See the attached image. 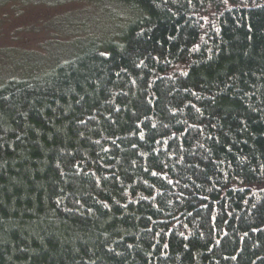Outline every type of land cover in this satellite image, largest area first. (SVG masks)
I'll use <instances>...</instances> for the list:
<instances>
[{
  "label": "trees",
  "instance_id": "trees-1",
  "mask_svg": "<svg viewBox=\"0 0 264 264\" xmlns=\"http://www.w3.org/2000/svg\"><path fill=\"white\" fill-rule=\"evenodd\" d=\"M117 1L0 84V264H264V0Z\"/></svg>",
  "mask_w": 264,
  "mask_h": 264
},
{
  "label": "rangeland",
  "instance_id": "rangeland-1",
  "mask_svg": "<svg viewBox=\"0 0 264 264\" xmlns=\"http://www.w3.org/2000/svg\"><path fill=\"white\" fill-rule=\"evenodd\" d=\"M134 17L117 0H0V84L42 76Z\"/></svg>",
  "mask_w": 264,
  "mask_h": 264
}]
</instances>
